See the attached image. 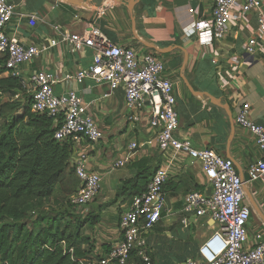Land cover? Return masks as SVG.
Returning a JSON list of instances; mask_svg holds the SVG:
<instances>
[{
    "label": "crops",
    "instance_id": "0c3cea01",
    "mask_svg": "<svg viewBox=\"0 0 264 264\" xmlns=\"http://www.w3.org/2000/svg\"><path fill=\"white\" fill-rule=\"evenodd\" d=\"M14 1L19 10L35 16L36 22L16 17L7 28L8 34L23 44L47 46L25 66L23 80L28 83L33 70L43 69L59 80L56 94L75 88L86 103L93 102L94 116L104 133L97 142L83 139L75 143L71 157L72 162L79 152H86L87 168L102 177L100 191L86 213L100 218L90 227L87 257L105 256L119 241V214L131 199L122 190L124 182L142 167L148 166L151 172L162 167L170 173L164 185L166 210L150 233L159 254L157 264H182L187 258H199L200 247L218 228L208 216L183 222L184 195L197 187L207 189L201 163L189 154L162 151L157 144L143 145L132 152L125 166L114 167L118 158L128 154L131 142L143 144L153 136L150 106L146 100L138 110L142 118L132 121L122 88L110 91L107 84L91 78L74 81L72 76L78 70L91 65L93 50L73 51L65 34L83 33L91 25L99 27L114 44L154 53L163 60V75L173 81L177 99V137L189 140L196 149L212 147L233 160L252 212L248 224L251 239L257 230H264V176L255 181L248 178V168L261 158L262 151L255 135L235 122L239 108L248 104L250 118L264 124V31L256 12L235 10L237 17L230 22L225 37L207 43L191 28L210 15L212 0ZM250 38L256 39L253 55L245 52ZM195 92L209 93L218 102ZM106 93L110 94L103 97Z\"/></svg>",
    "mask_w": 264,
    "mask_h": 264
},
{
    "label": "built area",
    "instance_id": "2783aa9c",
    "mask_svg": "<svg viewBox=\"0 0 264 264\" xmlns=\"http://www.w3.org/2000/svg\"><path fill=\"white\" fill-rule=\"evenodd\" d=\"M210 15L195 22L194 29L199 38L207 43L225 37L230 22L237 17L235 10L256 12L260 29L264 31V0H212ZM28 18L35 24L36 17L19 10L14 0H0V53L6 58L8 73L23 79L27 64L39 57L47 46L23 44L8 34L7 28L14 18ZM73 51L83 48L93 50V61L87 68L78 70L72 77L82 83L91 78L99 84H107L110 91L122 88L128 118L139 121V108L147 100L150 106L149 126L154 134L143 144L133 141L128 154L118 158L114 167L125 166L132 152L139 146L153 145L162 151L173 150L189 154L201 163L207 179V189H194L184 195L182 213L189 218L208 216L217 223L214 235L200 247L199 258H187L182 264H264V230H257L250 237L248 224L251 208L245 202L244 181L238 174L232 159L220 155L214 148L196 149L187 139L176 135L179 114L174 83L163 75L165 63L154 53H140L134 47L114 44L97 26L91 25L83 33L65 34ZM52 45L56 41L51 42ZM256 39L250 38L245 47L249 55L255 53ZM59 80L46 70L37 69L30 73L27 92L32 96V112L47 113L58 125L54 137L59 141L79 144L83 139L97 142L104 133L93 113V102L86 103L75 88H66L55 93ZM106 93L103 97H107ZM19 97V96H17ZM235 122L255 135L262 156L248 168L249 181L264 176V124L254 122L249 116V105L244 104L236 113ZM86 152H79L72 160L80 186L70 200L77 211L85 215L101 188L102 177L86 166ZM170 173L158 168L150 178L146 190L131 197L128 205L120 211L119 230L121 237L105 256L83 258L82 264H127L130 253L137 250L144 264H152L149 236L166 210L164 185ZM79 207V208H78ZM188 215V216H187Z\"/></svg>",
    "mask_w": 264,
    "mask_h": 264
},
{
    "label": "trees",
    "instance_id": "16d2710c",
    "mask_svg": "<svg viewBox=\"0 0 264 264\" xmlns=\"http://www.w3.org/2000/svg\"><path fill=\"white\" fill-rule=\"evenodd\" d=\"M0 118V264H82L91 245L84 227L100 218L77 214L70 200L81 183L71 163L74 143L54 137L58 125L47 113L32 112L31 94L3 56ZM154 172L142 167L123 192L143 193ZM127 264H144L137 250Z\"/></svg>",
    "mask_w": 264,
    "mask_h": 264
},
{
    "label": "rangeland",
    "instance_id": "374dc122",
    "mask_svg": "<svg viewBox=\"0 0 264 264\" xmlns=\"http://www.w3.org/2000/svg\"><path fill=\"white\" fill-rule=\"evenodd\" d=\"M19 96H21V95H19ZM2 125V119L0 118V126ZM53 209H55V211H62V209H61V207H55V205H52L51 206ZM79 208V207H78ZM76 210H77V207L75 208ZM50 212H51V210H49ZM70 211H72V209L70 210ZM84 234L86 235V236H90L89 235V231H90V227L87 225V226H85L84 227ZM152 235V234H151ZM149 236V240H148V243H149V247H150V249L152 250L151 252H152V258H153V264H157L158 263V260H159V254H158V252L156 251V249H155V246L153 247V244H151L152 243V240H151V237L152 236ZM91 257H87L86 256V259L87 260H89ZM168 261H170V260H168Z\"/></svg>",
    "mask_w": 264,
    "mask_h": 264
},
{
    "label": "water",
    "instance_id": "95a60500",
    "mask_svg": "<svg viewBox=\"0 0 264 264\" xmlns=\"http://www.w3.org/2000/svg\"><path fill=\"white\" fill-rule=\"evenodd\" d=\"M63 1H65V2H75V3L80 2V0H63ZM245 56H248V55L246 54ZM249 57H250V60H251L252 56H249ZM191 90H193V89L191 88ZM195 94L200 95V96H203V94H204V95L208 96L212 100V102H214V103L218 102L217 99H215V97H213L209 93L195 92Z\"/></svg>",
    "mask_w": 264,
    "mask_h": 264
}]
</instances>
